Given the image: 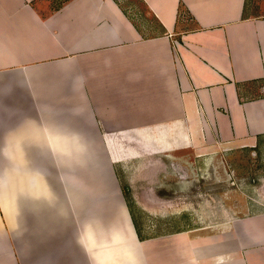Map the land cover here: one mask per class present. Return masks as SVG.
<instances>
[{"label": "crops", "instance_id": "obj_1", "mask_svg": "<svg viewBox=\"0 0 264 264\" xmlns=\"http://www.w3.org/2000/svg\"><path fill=\"white\" fill-rule=\"evenodd\" d=\"M137 1L134 21L123 0H0V264H264V213L139 240L114 168L170 202L178 156L264 140V14ZM112 206L124 247L97 235Z\"/></svg>", "mask_w": 264, "mask_h": 264}, {"label": "rangeland", "instance_id": "obj_2", "mask_svg": "<svg viewBox=\"0 0 264 264\" xmlns=\"http://www.w3.org/2000/svg\"><path fill=\"white\" fill-rule=\"evenodd\" d=\"M121 5L134 21L145 11L137 0H123ZM246 5L247 16L264 14V0H247ZM223 153L220 158L211 155L196 158L191 153L178 156L175 168L168 174L170 178H166L172 181L171 190H158L170 193V202L149 201L151 191L141 188L143 183L137 180L139 174L135 168L122 170L119 164L114 167L126 208L127 203L131 206L132 215L128 210L131 222L142 239L187 229L217 233L230 217L264 213V140L252 150ZM104 171L100 169L99 174H103L107 184L104 175L108 174ZM99 205L96 201L94 207ZM100 208L104 211L102 206ZM113 209L109 210L107 217L98 211L103 217H95V223L103 229L108 228L107 220Z\"/></svg>", "mask_w": 264, "mask_h": 264}, {"label": "bare ground", "instance_id": "obj_3", "mask_svg": "<svg viewBox=\"0 0 264 264\" xmlns=\"http://www.w3.org/2000/svg\"><path fill=\"white\" fill-rule=\"evenodd\" d=\"M106 177H107V182L109 183L110 180H109L108 175H106ZM116 213H117V215L115 217H112V218L109 217L108 218V220H107V223L109 225L108 228L112 232L113 241L114 242L117 241L118 244H120L122 247H124V238L127 237V235L129 234L128 232L131 233V228H130V226L128 224V220L125 219V216L123 217L122 211H121V209L118 206H117V209H116ZM113 215H115V213H113ZM113 219H114L115 228H112V226L110 225L111 224V220H113ZM95 228H96L97 235H98L99 239H101V236L102 237L105 236L107 228L104 227V229H103L98 223L97 224L95 223ZM124 234H127V235L124 236ZM102 240H104V237H103ZM127 241H128V237L126 238V242Z\"/></svg>", "mask_w": 264, "mask_h": 264}, {"label": "trees", "instance_id": "obj_4", "mask_svg": "<svg viewBox=\"0 0 264 264\" xmlns=\"http://www.w3.org/2000/svg\"><path fill=\"white\" fill-rule=\"evenodd\" d=\"M182 10H183V9H182V7L180 6L179 11H178V14L181 13ZM127 207H128L129 212H130V215H132V214H131L132 211H131V206H130V204L127 203ZM135 227H136V225H135ZM135 231H136V233H137L138 239H139V240H142V237H140V234H139V233H140L139 230H138L137 228H135Z\"/></svg>", "mask_w": 264, "mask_h": 264}, {"label": "flooded vegetation", "instance_id": "obj_5", "mask_svg": "<svg viewBox=\"0 0 264 264\" xmlns=\"http://www.w3.org/2000/svg\"><path fill=\"white\" fill-rule=\"evenodd\" d=\"M155 192H156V195L158 194V197H160V192H158L157 190Z\"/></svg>", "mask_w": 264, "mask_h": 264}]
</instances>
